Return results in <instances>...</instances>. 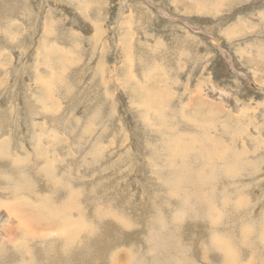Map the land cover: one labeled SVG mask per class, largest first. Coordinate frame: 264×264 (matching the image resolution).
I'll list each match as a JSON object with an SVG mask.
<instances>
[{
    "label": "rangeland",
    "instance_id": "374dc122",
    "mask_svg": "<svg viewBox=\"0 0 264 264\" xmlns=\"http://www.w3.org/2000/svg\"><path fill=\"white\" fill-rule=\"evenodd\" d=\"M35 258L264 264V0H0V264Z\"/></svg>",
    "mask_w": 264,
    "mask_h": 264
},
{
    "label": "bare ground",
    "instance_id": "6f19581e",
    "mask_svg": "<svg viewBox=\"0 0 264 264\" xmlns=\"http://www.w3.org/2000/svg\"><path fill=\"white\" fill-rule=\"evenodd\" d=\"M205 1V0H204ZM152 100V99H151ZM217 152V151H216ZM219 155V154H218ZM224 160V159H223ZM173 165H174V163H173ZM182 166V165H181ZM184 166V165H183ZM229 166V165H228ZM187 168V167H186ZM35 169V168H34ZM236 171H237V169H235ZM232 171H234V170H232ZM231 171V172H232ZM235 171V172H236ZM178 172V171H177ZM186 173V172H185ZM200 173V172H199ZM179 174V173H178ZM46 175V174H45ZM177 175V174H176ZM180 175V174H179ZM235 175V174H234ZM36 177V176H35ZM178 177V176H177ZM46 178V177H45ZM171 181H172V179H171ZM201 182V181H200ZM48 183V182H47ZM32 184V183H31ZM44 184V183H43ZM50 184V183H49ZM58 185V184H57ZM60 185V184H59ZM198 185V184H197ZM28 186V185H27ZM34 186H36V185H34ZM49 186H51V184L49 185ZM55 187V186H54ZM63 187V186H62ZM204 187H205V185H204ZM211 187V186H210ZM36 188V187H35ZM37 188H38V186H37ZM49 188V187H48ZM57 188V187H56ZM55 188V189H56ZM73 188V187H72ZM81 188V187H80ZM202 188H203V186H202ZM230 188V187H229ZM51 189H52V187H51ZM51 189H50V191H51ZM62 189V188H61ZM48 190V189H47ZM211 190V189H210ZM56 191V190H55ZM5 192V191H4ZM58 192V191H57ZM208 192H210V191H208ZM61 193V192H60ZM214 193V192H213ZM61 196H63V195H61ZM18 197V196H17ZM56 197V196H55ZM55 197L53 198V199H55ZM19 198V197H18ZM67 198V197H66ZM194 199V198H193ZM235 199V198H234ZM57 200V199H56ZM27 201V200H26ZM61 201V200H60ZM20 202V201H19ZM29 202V201H28ZM42 202H44V201H42L41 200V203H40V205H37L38 206V208H42V210L43 209H46L47 210V208H45V207H47L48 206V203H47V205L46 206H44V204L42 203ZM74 202V201H73ZM36 205V204H35ZM210 205V204H209ZM22 206V205H21ZM25 208H26V206H24ZM32 207V206H31ZM21 208V207H20ZM29 208V207H28ZM82 208V207H81ZM22 209V208H21ZM17 212L18 213H21V210L19 209V207H17ZM82 210V209H81ZM157 210V209H156ZM159 210V209H158ZM193 210V209H192ZM11 211V210H10ZM39 211V210H38ZM38 211H36V212H38ZM85 211V210H84ZM35 212V216L34 217H32L31 219L29 218V217H27V219H26V221H24V222H21V224L23 225V226H26V224L30 227V226H32V223L34 224V228H33V230H38L39 228L40 229H44V230H48L49 228H51L52 230H53V228H56V226H53V225H55V224H60L61 226H62V228H63V232H64V239L66 240L67 239V237L66 236H68L69 234L71 235V233H74L75 234V236H76V233H75V231H73L72 230V228H71V226H70V224L73 222V221H71V223H70V221H69V219H66L65 217L64 218H62L61 216H60V214H58L59 216H57V213H59V212H57V211H52V210H50L49 211V213L48 214H51L50 216H52L51 218H49L48 219V217L47 216H42V215H40V213L38 212V213H36ZM159 212V211H158ZM32 213H34V211L32 212ZM77 213V212H76ZM83 213V212H82ZM156 213V212H155ZM53 214H54V217L56 216V218H54L53 219ZM156 214H158V213H156ZM47 215V214H46ZM228 215V214H227ZM230 215V214H229ZM165 216V215H164ZM224 216V215H223ZM162 218H164V217H162ZM53 219V220H52ZM63 219V220H62ZM161 219V218H160ZM166 219V218H165ZM168 219V218H167ZM77 221V220H76ZM74 222L73 224H72V227L74 228V226H80L81 227V225H79L80 223L77 221V222ZM84 221V220H83ZM82 221V222H83ZM129 221V220H128ZM59 222V223H58ZM84 222H86V221H84ZM130 223V222H129ZM87 225V224H86ZM105 226V225H104ZM36 227H38V228H36ZM79 227V228H80ZM90 227H92V226H90ZM180 227V226H179ZM107 228V227H106ZM232 228V227H231ZM104 229V228H103ZM177 229V228H176ZM83 230V229H82ZM88 230V229H87ZM90 230V229H89ZM95 230H96V228H94V232H95ZM43 231V230H42ZM56 231V230H55ZM79 231V230H78ZM86 231V230H85ZM97 231V230H96ZM99 231V230H98ZM103 231H105V230H103ZM109 231H110V229H109ZM84 232V231H83ZM87 232V231H86ZM171 232V231H170ZM232 232V231H231ZM109 233V232H108ZM111 233V232H110ZM74 234H73V237H75L74 236ZM83 234V233H82ZM85 234V233H84ZM88 234H90V233H88L87 232V235ZM113 234V233H112ZM173 234V233H172ZM175 234V233H174ZM63 235H59V236H63ZM80 235V234H79ZM87 235H86V237H84V235H83V238H88L87 237ZM102 235V234H101ZM104 235V234H103ZM110 235V234H109ZM114 235V234H113ZM3 236V235H2ZM78 236V235H77ZM98 236V235H97ZM106 236H108V235H106ZM105 236V237H106ZM116 236V235H115ZM23 237H26V233L24 234V236ZM81 237V236H80ZM91 237H92V234H91ZM99 237V236H98ZM55 238H57V237H55ZM62 238V237H61ZM90 238V237H89ZM94 238V237H93ZM108 238V237H107ZM118 238V237H117ZM34 239V238H33ZM68 239H70V238H68ZM76 239V238H75ZM85 239V240H86ZM244 239V238H243ZM25 240V239H24ZM35 240V239H34ZM62 240V239H61ZM64 240V241H65ZM96 240H98L97 238H96ZM163 240V239H162ZM2 241V240H1ZM62 242V244L64 245L63 246V248L62 249H65V247H66V245L67 244H65V242L67 241H65V242ZM71 241V240H70ZM87 241L89 242V240L87 239ZM35 242V241H34ZM73 242V241H72ZM164 242V241H163ZM22 243H25V245H22V247H24V251H25V253L26 254H28V251H27V249H25V248H28V246L26 245V242H22ZM56 243V242H55ZM59 243H60V239H59ZM83 243V242H82ZM107 243V242H106ZM137 243V242H136ZM229 243V242H228ZM255 243V242H254ZM8 244V243H7ZM76 244V243H75ZM30 245V244H29ZM33 245V244H32ZM79 245H82V244H79ZM136 245V244H135ZM161 245V244H160ZM159 245V246H160ZM176 245V244H175ZM62 246V245H61ZM69 246H71V245H69ZM75 246V245H74ZM105 246V245H104ZM31 247V246H30ZM33 247H34V245H33ZM37 247V246H36ZM94 247V246H93ZM103 247V246H102ZM163 247V246H162ZM162 247L160 248V250L162 249ZM71 248V247H70ZM30 249H32V248H30ZM106 249V248H105ZM82 250V249H81ZM20 251V250H19ZM37 251V250H36ZM64 251V250H63ZM79 251V250H78ZM14 252V251H13ZM17 252H18V250H17ZM16 252V254H18V256H17V258L19 257V253H17ZM51 252V251H50ZM53 252V251H52ZM59 252H61V251H59ZM81 252V251H80ZM91 252V251H90ZM24 253V254H25ZM38 253V252H37ZM82 253V252H81ZM92 253V252H91ZM176 253V252H175ZM233 253V252H232ZM12 254V253H11ZM39 254V253H38ZM162 254V253H161ZM228 254V253H227ZM246 254V253H245ZM13 255H15V252H14V254ZM60 255V253H57V255L56 256H59ZM62 255H63V253H62ZM81 255V254H80ZM90 255V254H89ZM92 255V254H91ZM231 255V254H230ZM7 256H10V255H7ZM12 256V255H11ZM153 256V255H152ZM179 256V255H178ZM177 256V257H178ZM14 257V256H13ZM30 257V256H29ZM33 257H34V254H33ZM64 257H65V255H64ZM80 257V256H79ZM78 257V258H79ZM222 257V256H221ZM220 257V258H221ZM53 258V257H52ZM67 258V257H66ZM66 258H64V259H66ZM70 258V257H69ZM68 258V259H69ZM88 258V257H87ZM9 259H10V257H9ZM14 259H16V257L14 258ZM57 259V258H56ZM81 259V258H80ZM178 260H180L179 258H177ZM188 259V258H187ZM10 260H12V258L10 259ZM17 260V259H16ZM30 260H31V258H30ZM33 260V259H32ZM59 260V259H58ZM61 260V259H60ZM86 260V259H85ZM166 260V259H165ZM183 260V259H182ZM9 261V260H8ZM35 261V262H34ZM34 263L36 264L37 262H36V258L34 259ZM72 261V260H71ZM74 261V260H73ZM145 261V260H144ZM1 262H2V260H1ZM7 262V261H6ZM6 262H5V264H6ZM9 262H12V261H9ZM24 263H25V261H23ZM40 262V261H39ZM45 262H47V260L45 259ZM65 262V261H64ZM67 262H69V261H67ZM141 262V264L143 263L142 261H140ZM145 262H147V261H145ZM164 262H166V261H164ZM186 262V261H185ZM184 262V263H185ZM4 263V262H3ZM22 263V262H21ZM23 263V264H24ZM31 263H32V261H31ZM30 263V264H31ZM33 263V264H34ZM51 263V262H50ZM58 263H59V261H58ZM71 263V262H70ZM69 263V264H70ZM72 263H74V262H72ZM84 263V262H83ZM82 263V264H83ZM170 262H168V264H169ZM7 264H9L8 262H7ZM26 264V263H25ZM52 264H57V261H56V263H55V261L52 263ZM144 264V263H143ZM152 264V263H151ZM161 264V263H160ZM171 264V263H170ZM180 264V263H179Z\"/></svg>",
    "mask_w": 264,
    "mask_h": 264
}]
</instances>
